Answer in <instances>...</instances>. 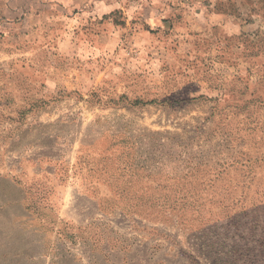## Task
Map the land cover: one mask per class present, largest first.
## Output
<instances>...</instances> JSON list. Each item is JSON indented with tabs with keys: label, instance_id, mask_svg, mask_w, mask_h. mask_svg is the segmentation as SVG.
I'll return each mask as SVG.
<instances>
[{
	"label": "rangeland",
	"instance_id": "1",
	"mask_svg": "<svg viewBox=\"0 0 264 264\" xmlns=\"http://www.w3.org/2000/svg\"><path fill=\"white\" fill-rule=\"evenodd\" d=\"M178 2L200 40L155 103L11 131L40 105L2 101L0 264H264V0Z\"/></svg>",
	"mask_w": 264,
	"mask_h": 264
},
{
	"label": "crops",
	"instance_id": "2",
	"mask_svg": "<svg viewBox=\"0 0 264 264\" xmlns=\"http://www.w3.org/2000/svg\"><path fill=\"white\" fill-rule=\"evenodd\" d=\"M187 7L178 0H0V114L26 116L2 128L21 131L43 117H69L80 127L83 116L121 112L125 101H143L150 92L155 103L181 52H194L200 40L193 26L179 27ZM100 88L112 96L98 99ZM52 94L60 100L50 108L44 103ZM17 99L40 108L2 111V101L12 106Z\"/></svg>",
	"mask_w": 264,
	"mask_h": 264
}]
</instances>
